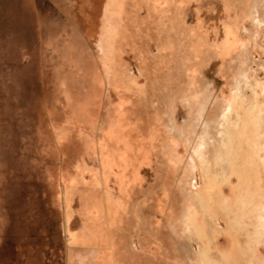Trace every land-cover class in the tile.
Wrapping results in <instances>:
<instances>
[{"label":"rangeland","instance_id":"rangeland-1","mask_svg":"<svg viewBox=\"0 0 264 264\" xmlns=\"http://www.w3.org/2000/svg\"><path fill=\"white\" fill-rule=\"evenodd\" d=\"M200 91L210 102L217 98L197 121ZM233 96L236 156L221 169L214 160L229 157L223 145L229 137L204 122L217 120ZM184 98L193 101L187 115ZM118 116L124 134H133L135 124L144 131L142 160L151 155L128 211L137 190L118 191L97 170L82 169L104 152L94 141L97 125L88 124L96 120L103 128ZM185 120L188 144L179 136ZM199 135L205 147L197 154ZM166 138L170 151L163 149ZM203 156L214 176L213 219L198 200L205 191L197 173ZM20 162L29 167L32 211L37 198L43 210H62L63 190L55 185L61 170L62 183L73 182L65 188L73 208L95 198L98 188L87 181L103 187L106 205L95 210L104 211L109 226L126 213L118 233L127 249L132 245L122 228L131 231L139 218L141 244L131 238L144 254L131 259L125 252L117 264H264V0H0V175ZM9 203L0 199V211ZM189 219L207 232V224L213 227L202 252ZM72 250L73 256L81 252L78 245Z\"/></svg>","mask_w":264,"mask_h":264},{"label":"crops","instance_id":"crops-1","mask_svg":"<svg viewBox=\"0 0 264 264\" xmlns=\"http://www.w3.org/2000/svg\"><path fill=\"white\" fill-rule=\"evenodd\" d=\"M28 168L27 163L20 162L17 166L8 167L6 172L0 175V186L3 187L0 199L5 200L6 203L11 201L8 208L0 211V264H117L119 257L125 252L131 259L140 258L144 254L137 248V243L135 244L131 240L127 226L122 230L124 229L123 232L126 233L124 235L130 237L129 244L132 245V248L129 245L130 247L127 249L123 245L125 243L118 232L121 231V223L126 213H121L120 218H117L116 222L109 226L104 211L95 210L97 204L106 205L105 201L107 200L103 187L98 183L85 182L87 187L98 188L95 198L88 204L80 203L75 208L68 207L66 203L72 205V202L70 194L65 191V188H71L73 182L63 185L59 177L61 170H59L56 173L55 185H60L63 190L62 210L53 212L52 209H41L40 203L42 206L45 205L42 198L36 199L37 202L40 201L37 204L38 208L34 211L30 210L28 207L30 199ZM82 169L89 174L87 167ZM154 183L156 184V181ZM41 185L43 188L45 184L42 182ZM139 191L140 189L132 193L131 200H127L129 203L127 211L132 200L140 195ZM148 195L152 197L151 200H155L156 194H153L151 189H149ZM110 197L113 199L112 202L119 199L117 195ZM13 199L15 204L12 203ZM135 210V208L131 210L129 215ZM46 217L48 220H45ZM138 223H140L139 218L131 229V236L139 239V244H141L139 233L141 228L137 226ZM151 229L152 232H155L153 228ZM155 240L153 244L156 243ZM77 245L81 252L77 256H73L72 249ZM136 262V260L129 261L130 264Z\"/></svg>","mask_w":264,"mask_h":264},{"label":"bare ground","instance_id":"bare-ground-1","mask_svg":"<svg viewBox=\"0 0 264 264\" xmlns=\"http://www.w3.org/2000/svg\"><path fill=\"white\" fill-rule=\"evenodd\" d=\"M245 79L247 80V76H245ZM246 80L244 82H246ZM237 92H235V95L234 96H236ZM234 96L232 97L231 100H229L228 102H226L224 104L223 108L221 106V109H219V111L217 113V117H218L217 120L216 119H213V121L211 123H208L207 121L204 122L205 128L207 126H210V125H214V124L217 125L218 124V126L220 127V133H221V130H222L223 131L222 133L225 136H227V138L229 137L225 142H223V145L225 147V151L229 153V157H228V154L225 152L226 154L223 157L221 156L223 158V161L220 162V161H218V160H220V157L217 156L216 157V160H214L215 161L214 165H216L217 167L218 166L221 167L223 165H226L227 166L228 164L227 163L224 164V163L227 160L229 161V160H231L232 158H234L236 156V154L234 153L235 152V146L233 145V142L234 141L231 139L233 137V133L234 132L231 129L230 117H229V115H230V113H231V111L233 110V107H234ZM216 98H214L213 101L210 102V98H206L204 92H201V91L200 92H197V97H196L197 103H195L196 104V106H195L196 107V112H197V121H202L203 120V113H204L205 105L207 103L209 104V102L210 103H213ZM190 101L191 100L188 99V98H186V99L184 98L183 99V103L186 105V115H187L188 110H189L188 109L189 108V104L191 103V106L193 104V101H191V102ZM187 104H188V107H187ZM118 115H120V112H119ZM186 115H185V117H186ZM106 121H107V124L103 128L100 126L99 123L94 124L96 122V120H92L90 122V124H88L89 127L97 125L95 129L98 130L97 131L98 138H97V140H94V141H96V145H97L96 148H97V150L99 152H101L102 150L105 152V153L104 152L103 153L101 152L100 153V156L96 160L94 159L95 161H92L91 166L89 167V171L88 172H91L90 169L91 170L94 169L95 171L97 170L98 174L101 175L104 183L107 184V186L110 183L112 185L111 188L114 187V189H117L118 191H120L121 189L122 190H126V189H129V188H130V190H138V189L141 188L140 187V183L142 182V169H141V167H142V165L148 164L146 160L149 161V157L151 156V155H149V157H147V159L142 160V157H143V154L141 153L142 152L141 151L142 150V148H141L142 138H140V137H141L142 132H144V131H141V132L139 131L138 132L137 131L138 125L135 124L134 125V128H136V131L133 132V134L130 133L132 135H130V134L129 135L124 134L121 131L122 130V126L121 125H123V124H121V118H120V116H118V118H115V119L107 118ZM128 124H130V123H128ZM171 124L174 127L175 123L171 122ZM249 130L250 129H248V132H250ZM111 131H115L113 133L116 135V137H117L116 139L110 138L111 136H113V134H112ZM179 131H180L179 136H181L183 138V140L185 141V143L188 144L189 143V139H188L189 129H188V124L186 123V120L184 121V125L183 126L181 125V127H179ZM243 131H244V133L246 132L245 129H243ZM146 133H149L152 136L155 135L153 133V131H151V132L148 131ZM235 134H236V132H235ZM240 142H241V139H240ZM170 147H171V142H170V140L168 138H166V141L163 143V149L170 151L171 150ZM204 147H205V145H204V136H200L199 138H197V143H196L195 146H193V150H194L195 153L198 154L200 152L201 148H204ZM232 153H234V154H232ZM85 157H86V155L84 156V158ZM200 158H201V156H200ZM204 158H205V156H203V159ZM167 159H168V157H167ZM160 160H161V163L160 164L162 165L161 168L162 169L166 168V164L164 165L165 162L163 163V161H165V159L162 157V158H160ZM208 161H209V159L208 160H205L204 159V161H203V164H204L203 168H202V166H200L201 173L197 172L199 174V176H200V174H202V176H203V183H204L203 185H204V190L205 191L204 192L202 191L203 193H200V195H198L199 193H197V192H195V194H197L199 196L198 197L199 199L197 197H196V199L200 200V198H201V200H200L201 201V204L200 205H201V207L203 209V212H206L207 213V216H209L210 219H213L212 216H210V215H212V212L215 210L214 205H213V202H215V201H214V196H212L213 195V192L210 190L209 187H210V185L212 186L211 183H212V181L214 179V176L211 179L212 174L209 173V171H210L209 169L211 168V163L208 162ZM220 163H222V164H220ZM190 166L194 168L195 167V163L194 162L191 163ZM85 167H87V166H85ZM87 169H88V167H87ZM221 169H223V168L221 167ZM156 171H158V170H156ZM226 173H224V175ZM156 174H157V172H156ZM230 174L231 173L229 172V175ZM222 176H223V174H222ZM226 176H227V174H226ZM109 177L111 179L110 182H109ZM227 178H230V177H227ZM182 180H183V178H182ZM195 184H196V182H195ZM180 186L178 187L179 189H180ZM148 188H149V186L147 187V190H148ZM226 201L227 200L223 201V206H224L225 210L227 211L228 205H227ZM47 203H49V202H47ZM66 205L68 207L69 206H72V205H69L68 202L66 203ZM63 212L65 213V211H63ZM166 216H167V213H166ZM190 222H191V224H193V223L195 224V225L193 224L192 226H193V228H195V232L197 234V238L199 239V242H197L198 243L197 246L199 247L198 250H200V252H202L203 250H206V248H207V247H205L203 245L204 242L202 241V239H206L208 241L211 239V236H210L211 234L208 235L206 233H208V232L211 233L213 227L211 228V225L210 224H207V227H208V229H207L208 232H207L206 231V227L204 225H202L201 222L198 223V221H195L194 222V220H192V219L190 220L189 219V221H187V223H188L187 224V228H191L190 225H189ZM130 226H131L130 228H133V225L132 224H130ZM184 228H186V227H184ZM127 232L130 235V237H133V236H131L132 232L130 230H128ZM131 240L133 241V243L136 244V241L135 240H133V239H131ZM210 242H211V240H210ZM206 246H208V244H206ZM252 254H253V256L256 254L255 253V250H253V253ZM256 255H258V254H256Z\"/></svg>","mask_w":264,"mask_h":264}]
</instances>
